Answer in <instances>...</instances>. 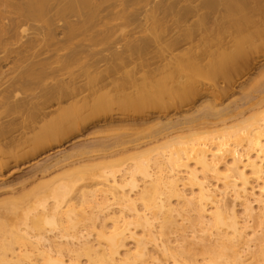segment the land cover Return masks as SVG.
I'll use <instances>...</instances> for the list:
<instances>
[{"label":"bare ground","instance_id":"1","mask_svg":"<svg viewBox=\"0 0 264 264\" xmlns=\"http://www.w3.org/2000/svg\"><path fill=\"white\" fill-rule=\"evenodd\" d=\"M30 1L0 0V160L29 144L37 147V153L60 145L79 130L85 112L121 97L135 95L130 101L136 107L138 102L163 99L179 109L206 89L191 81L195 69L228 70L226 85L220 87L221 93H228L242 71L264 59L251 60L248 54L264 50V0H256L260 15L256 37L210 29L197 33L193 23L187 24L197 7L190 5L193 0H183L189 3L185 13L177 6L179 0L164 1V15L171 16L173 24L164 22L162 31L151 37L160 46L157 65L153 57L131 60L133 66L120 80L115 76L118 64L88 59L94 74L87 81L61 77L26 94L25 81L11 75L12 68L51 67L64 49L55 29L28 33ZM60 13L63 18L64 6ZM133 42L124 38L121 45L128 48ZM51 43L57 56L50 53ZM184 44L189 45L181 48ZM262 80L264 65L256 84ZM65 100H71L70 106L64 105ZM54 101L58 106L52 108ZM263 106L264 96H256V108ZM22 107L26 113H20ZM222 110L225 107L217 109L211 100L198 109L203 116L223 115ZM14 113L18 115L12 120H3ZM187 123V119L169 120L156 134ZM196 134H165L168 138L160 146L131 154L132 162L121 169L122 174L115 167L126 161L81 164L88 174L34 191V203L20 215L24 227L9 233L0 225V264H205L196 256L186 257L190 238L209 255L206 264H264V108L207 137ZM65 159L46 162L39 170L47 172ZM86 177L96 187L89 194L80 193L77 209L75 186ZM186 222L190 236L183 234L175 242L167 236L174 229L187 233Z\"/></svg>","mask_w":264,"mask_h":264},{"label":"rangeland","instance_id":"2","mask_svg":"<svg viewBox=\"0 0 264 264\" xmlns=\"http://www.w3.org/2000/svg\"><path fill=\"white\" fill-rule=\"evenodd\" d=\"M164 1L172 3L175 0H80L78 6L74 0H31L28 11L30 17L26 22L28 33L33 35L41 29H55L56 36L64 45V49L60 51L62 57L58 62L52 63L51 67L36 66L22 71L18 67L12 68L11 75L23 79V92L31 94L39 92L45 81L54 84L61 77L67 80L77 77L87 81L94 74L93 68L87 65L90 63L86 62L88 59L99 57L104 59L101 64H118L115 76L121 77L120 80L133 66L131 60L139 62L153 57L157 65L159 57L156 54L160 46L151 37L162 31L166 24L164 22L173 24V18L164 15ZM188 4L179 0L177 6L185 13ZM190 5L197 7L189 13L187 24L193 23L197 33L210 29L233 33L239 37H256V26L259 25L256 20L260 18L259 14L256 15V0H193ZM61 6L65 8L63 18L60 13ZM124 38L134 40L130 47L121 45ZM117 39L119 42L114 41ZM188 45L184 44L181 48ZM48 48L50 53L56 54V45L51 43ZM119 53L122 55L121 59L117 58ZM248 54L251 60L263 58L264 50L258 53L248 50ZM262 65L264 59L242 71L228 93L220 92V87L226 85L228 70H192L191 81L200 84V87L204 84L206 89L194 100L186 101L179 109L167 100L162 101L163 99L138 102L139 107H136L130 101H135V95L132 98L121 97L104 108L85 112L80 118L79 130L60 145L53 144L40 153H37L34 144L25 145L20 150V147L16 148L15 152L3 156L0 160V165L3 164L0 166L3 168L0 172V225H4L9 233L18 227H24L20 215L34 203L33 192H40L42 187L57 185L70 178L88 174V169L81 167V164L111 162L116 165L126 161L115 167L122 174L121 169L128 167L132 162L129 159L131 154L160 146L168 138L165 134L189 135L193 132L197 133L195 137L202 138L220 132L228 126L237 125L243 119L256 116L264 108H256V96H264V80L256 84ZM57 68H60V71H57ZM167 84L168 81L165 82V87ZM93 98L94 95L87 100ZM208 100H211L217 109L225 107L226 110L221 111L224 114L203 116L202 111L199 112L198 109ZM70 104L71 100L64 101L65 106ZM57 106L58 102L54 101L52 108ZM26 112V108L22 107L20 113ZM17 115L18 113L10 114L3 120H12ZM176 119H187L188 123L156 134L163 123ZM34 153L36 154L32 156ZM15 154L25 158L16 161ZM59 158H66L62 165H57L47 172L39 170L42 164ZM93 181L86 177L76 183L75 189L79 192H75L73 202L77 209L80 193L89 194L96 187ZM14 206L17 207L16 211L12 209ZM238 208L242 212V206ZM178 221L184 223L180 217ZM188 226L189 223L186 222L187 233L174 229L167 233V236L174 242L176 239L181 240L183 234L190 236L191 228ZM138 231L142 232L141 229ZM187 243L186 257L196 256L198 261L208 263L205 257L209 258V255L204 252L201 244L191 238ZM150 249L154 252L153 247ZM82 261L88 262L86 257H83Z\"/></svg>","mask_w":264,"mask_h":264}]
</instances>
